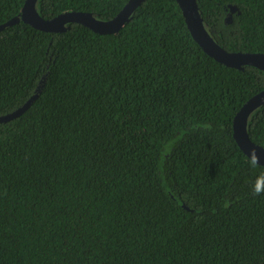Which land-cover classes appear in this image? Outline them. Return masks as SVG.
Here are the masks:
<instances>
[{
    "label": "trees",
    "instance_id": "trees-1",
    "mask_svg": "<svg viewBox=\"0 0 264 264\" xmlns=\"http://www.w3.org/2000/svg\"><path fill=\"white\" fill-rule=\"evenodd\" d=\"M130 0H38L113 19ZM26 0H0V26ZM229 53H264V0H197ZM231 7L239 12L232 14ZM264 72L227 67L175 0H146L117 34L81 24L0 32V264H264V196L233 136ZM264 148V106L249 118Z\"/></svg>",
    "mask_w": 264,
    "mask_h": 264
},
{
    "label": "water",
    "instance_id": "water-1",
    "mask_svg": "<svg viewBox=\"0 0 264 264\" xmlns=\"http://www.w3.org/2000/svg\"><path fill=\"white\" fill-rule=\"evenodd\" d=\"M146 0H130L126 6L111 20L102 21L92 13L66 12L53 19H43L37 11L38 0H26L20 17H16L0 26V32L6 27L20 21L30 24L34 28L47 33H63L70 29L71 24H81L98 34H117L129 22L132 14ZM184 15L187 26L203 51L217 62L231 68L242 70L244 66H253L264 72V53H229L221 48L207 32L197 0H175ZM227 22H232V14L239 12L238 8L231 7ZM31 97L16 111L0 116V123L12 121L26 112L36 99ZM264 106V90L251 98L238 112L233 122V136L240 149L248 157L252 149L260 155V164L264 165V148L253 143L249 138L248 121L250 116Z\"/></svg>",
    "mask_w": 264,
    "mask_h": 264
},
{
    "label": "clouds",
    "instance_id": "clouds-1",
    "mask_svg": "<svg viewBox=\"0 0 264 264\" xmlns=\"http://www.w3.org/2000/svg\"><path fill=\"white\" fill-rule=\"evenodd\" d=\"M247 164L253 169L264 168V165L260 164V155L256 149L251 150L250 155H248ZM252 194L254 196H264V172H261L252 182Z\"/></svg>",
    "mask_w": 264,
    "mask_h": 264
}]
</instances>
